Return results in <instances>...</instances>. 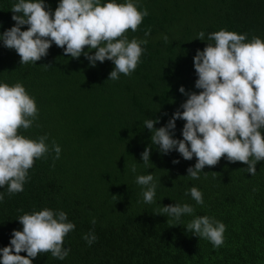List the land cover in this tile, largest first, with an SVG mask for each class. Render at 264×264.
<instances>
[{"label": "trees", "instance_id": "trees-1", "mask_svg": "<svg viewBox=\"0 0 264 264\" xmlns=\"http://www.w3.org/2000/svg\"><path fill=\"white\" fill-rule=\"evenodd\" d=\"M13 3L0 0V32L15 23ZM46 3L52 10L57 6V0ZM139 7L149 15L126 35L129 40L145 39L146 30L151 35L136 70L115 81L107 79L114 67L109 60L92 67L83 54L71 58L53 43L36 64H19L15 50L0 44V82L22 83L38 108L33 126L19 133L32 139L47 135L50 147L55 142L62 149L58 160L50 152L34 162L23 192L8 196L7 186L0 189L5 192L0 247L9 244L13 229H22L16 218L50 208L63 210L75 224L64 240L70 252L62 261L44 253L33 264H264V161L251 175L246 164L221 158L192 180L186 169L194 166L195 157L161 154L143 126L159 117L158 128L174 111H182L187 97L178 91L180 86L186 92L200 91L194 86L193 56L207 42L214 43L196 39L200 31L206 40L220 29L264 40V0H139ZM175 123L174 135L180 139L184 121ZM145 147H151L150 168L140 158ZM133 163L136 174L130 171ZM148 172L158 178L153 204L143 202V189L135 183L137 174ZM193 186L202 191L203 206L186 195ZM174 203H189L195 215L222 221L225 243L213 248L156 214L162 205ZM191 219L184 217L182 223ZM89 232L97 236L92 245L82 238Z\"/></svg>", "mask_w": 264, "mask_h": 264}, {"label": "clouds", "instance_id": "clouds-1", "mask_svg": "<svg viewBox=\"0 0 264 264\" xmlns=\"http://www.w3.org/2000/svg\"><path fill=\"white\" fill-rule=\"evenodd\" d=\"M10 10L15 23L0 32V44L15 50L19 64H36L54 43L71 58L83 54L92 67L111 61L114 67L107 79L113 81L136 70L142 62L143 45L151 35L150 30L144 32L145 39L129 40L126 35L128 30L136 32L149 15L147 9H140L139 0H57L54 10L46 0H14ZM195 38L214 41L207 42L203 50L197 49L193 56L194 86L200 91L186 92L180 86L178 91L187 97L180 105L182 111H174L158 128L154 125L159 117L145 120L143 126L161 154L176 151L184 160L195 157L194 166L186 169V176L192 180L200 179L205 166H215L221 158L229 163L242 162L247 165L246 173L255 175V165L264 161V40L255 36L249 40L247 34L225 29L209 33L207 40L203 31ZM163 40L168 42V37L163 36ZM37 117L35 98L22 83L0 82V189L7 186L8 196L24 191L36 160L47 158L50 152L55 153L54 160L60 158L61 147L55 142L50 147L47 135L32 139L19 133L31 128ZM178 119L184 121L180 139L174 135ZM150 154L151 147H145L140 156L147 168L152 165ZM130 171L137 173L136 163ZM135 183L143 189L144 203L157 202L158 178L152 172L137 174ZM186 195L196 205L205 204L202 191L195 186ZM4 199L5 192L0 191V203ZM195 212L189 203H174L162 205L156 214L170 218V226L182 225L186 232L209 241L213 248L221 247L227 226L215 217L197 216ZM184 217L192 219L183 224ZM16 219L22 229H13L9 244L0 247V264H33L44 253L61 261L68 257L70 249L64 240L75 224L66 212L43 208ZM91 223L95 225L94 218ZM82 238L88 245L97 240L94 232Z\"/></svg>", "mask_w": 264, "mask_h": 264}]
</instances>
